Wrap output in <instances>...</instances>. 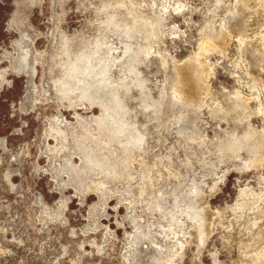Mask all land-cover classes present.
Returning <instances> with one entry per match:
<instances>
[{"label":"rangeland","instance_id":"374dc122","mask_svg":"<svg viewBox=\"0 0 264 264\" xmlns=\"http://www.w3.org/2000/svg\"><path fill=\"white\" fill-rule=\"evenodd\" d=\"M178 1L185 6L176 11ZM117 2L119 6L114 7ZM149 2L160 10L144 11L131 0H0V70H10L7 82L0 86V264H124L125 257L131 258L125 250L132 214H150L148 202L168 201L196 176H202L198 203L205 207L206 232L202 241L196 223L188 220L191 233L180 236L185 244L175 264L264 261V0ZM165 5L170 12L166 22L177 26L176 32L165 37L134 32L130 39L143 47L134 65L146 80L143 91L133 80L135 73L111 72L118 84L122 79L129 86L125 97L130 116L147 131L144 148L133 157L125 155L115 140L110 151L96 148L93 138L82 135V117L101 116L105 125H111L105 113L98 105L68 106L52 93V77H59L63 70L56 60L66 55L61 42L69 39L71 56L80 54L85 44L95 48L99 24L109 12H117L124 24L140 11L156 18ZM227 29L232 30V38L224 52L205 54L212 71L200 111L187 117L179 112V104L169 103L172 97L167 95L160 119L152 120L150 111L141 107L140 97L160 98L170 81L171 60L164 67L161 52L184 61L198 51L204 34ZM106 32L100 38L120 47L118 62L124 56L120 40L126 38ZM29 42L41 61L36 63L34 82L21 69L25 65L21 55L32 46ZM34 97L40 103H34ZM242 97H246L244 104ZM174 116L192 129L195 126L194 139L177 133L176 120L166 123ZM56 124L67 132L57 141L47 134ZM237 138L243 147L236 145ZM78 141L88 150L94 145L98 155L114 157L117 152L123 156L121 176L105 179V174L88 164L87 149H80ZM68 157L82 169L74 180L68 179ZM101 181L109 183L99 186Z\"/></svg>","mask_w":264,"mask_h":264},{"label":"bare ground","instance_id":"6f19581e","mask_svg":"<svg viewBox=\"0 0 264 264\" xmlns=\"http://www.w3.org/2000/svg\"><path fill=\"white\" fill-rule=\"evenodd\" d=\"M131 2L133 6H138L144 11L146 8H150L153 10V12L159 9H156L155 2L151 4L149 0H131ZM119 4L120 3L117 2L114 7L119 6ZM184 6L185 4L183 1H178L174 6V9L176 10ZM104 8L107 9L108 4H105ZM132 8L131 10L135 9ZM140 12H138V16L132 17L131 23L123 22L124 24H121L122 22L118 20L120 17H117V12H109L105 19H102V21L100 20L103 26L101 28V24H99L101 29L99 28L98 30L99 37L96 39L97 45L93 46L95 48H89L85 44V47H83V50L80 54L71 56L69 39L64 38L61 42V48L65 51L66 55L65 57L61 55L58 60H56L57 65L60 64L63 67L62 75L56 78L52 77V85L55 87V89L52 90V93L55 94L56 99L65 101L68 103V106L74 105L78 106V108L79 106L98 105L100 110L105 113L106 119L110 123L112 122L111 125H105L104 117L88 116L85 118L76 112L78 117L83 118L82 135H84L87 139L93 138L96 148H106L109 151L111 150L109 146L111 145L110 143L115 140L122 148L123 153L130 157L134 156L135 151L143 150L145 145L144 143L147 140V131L139 126L140 123L137 119H132L131 117L133 116H130L131 108L129 107L125 97L129 88L128 84L122 79L120 81L121 83L118 84L116 80H113L115 77L112 78L113 75L111 76V72H113V69H119L120 72H127L128 74L135 73L133 80L137 82L136 85L140 91H143V88L145 87L144 81L146 80L143 79V76H141V70L137 72L135 69L136 67L134 66L135 63L139 61V56L143 51V47L140 43L134 44L131 42L130 39L135 36L134 32L142 33V31H144L146 32V37L162 36V34L163 37H165L164 35H166L167 32L170 35L171 33L173 34V32L178 30L177 26H172L166 22L167 18L169 17L167 15V5L164 6L163 11L161 10L157 12L158 17L156 16V18L153 17V15L148 16L151 13L146 15V13ZM115 13H117V16ZM168 14H170V12ZM230 29H227L228 31H220L217 34H204L198 43V51L196 50L197 52H195L194 55L189 56L184 61L177 60L175 56H171L167 51H160L161 62L164 67L168 66V63L171 60V70L167 75V78H170V81H168L167 84L169 86H167L166 83L164 84L165 86L163 92L158 99H154L153 97L147 98L145 96L140 97L141 107L144 110L150 111L149 117L152 120L160 119L162 104L165 102L167 95L170 98L172 97L169 103L179 104V112L183 115H186L187 117H189L191 112L198 113L200 111V108H202L201 106L205 104V97L209 93V84L207 79L212 71L210 67L211 63L209 64L205 54L212 50L224 52L230 42V38H232V30ZM107 30H112L114 33L119 32L118 34L121 35V38L122 36L126 38L125 41L120 40L124 56L122 57V60L118 62L116 60L119 57L116 53L119 52L120 47H118V45L115 43H108L107 40L102 41L100 38L102 35L103 38L106 37H104V35L107 33ZM159 33L162 34L158 35ZM21 41H24L23 38ZM30 43L31 42H29V44ZM31 44V47L26 50L24 49L25 52L21 50L24 52L21 55V59L25 62V65H22L23 67L21 69L24 70V73L29 75L30 82H34V75H36L37 71L39 70L36 65L39 59L36 56L37 48L35 47L34 43ZM90 44L93 43L90 41ZM146 53L149 52L146 51ZM44 56L45 55H41L40 59L43 60ZM18 66L16 67L18 68ZM9 71L10 70L8 69L0 70V86L1 84L5 83V81L7 82V74ZM144 78L146 77L144 76ZM167 78H165V80ZM35 85H37V83ZM122 87L123 90L125 89L126 91L121 92L120 88ZM143 93L144 92H142V94ZM236 95L240 96L241 94L239 91H237ZM241 99L244 104L246 102V97H242ZM38 101H36L34 97L33 102L37 103ZM169 108L172 109V105ZM148 119L149 118L147 116V120ZM173 120H176L179 124L176 129L178 134L185 135L188 139H194L195 131L193 129L195 126L192 129L191 125H187V123L183 124L182 120L178 116L168 118L166 123H171ZM58 121L61 122L62 120L58 118ZM66 125L68 128L72 129L70 123L66 122ZM80 125L81 124L78 126ZM62 126H60V124H56V126L51 125L48 129L49 133L47 134L52 135L56 141L59 137L63 138L64 136L65 138L67 132L65 128H62ZM75 127L76 126H74V128ZM166 128L167 127H165V129ZM109 131H112L113 133L110 134ZM45 138H47V136H45ZM62 138L61 140H63ZM235 142L236 145L243 147V144H241V140L239 138L235 139ZM77 146H79L80 149H87V147L79 141ZM95 147L94 145L93 147L91 145L89 150L87 149L84 153V158H86L88 164L93 167V169L96 168L98 173H101V175L102 173L105 174V179H108V177L117 178L121 176L120 167L122 166L123 156L117 152L114 154V157H109L108 153H102L101 155H98L95 153ZM258 159L259 158H257L256 161H258ZM65 167L70 170L68 178L69 180H74L75 177L82 173V169L79 167V165L75 164L69 157L67 158ZM201 178L202 176H196L193 178L191 183L187 184L186 187L184 186L183 190H181L177 195L170 197L168 201L166 200V202H159L156 200L154 201V204H150V202H148L147 207L151 210L150 214H135L136 212L134 213L135 215L132 214L133 218L131 217L132 219L130 220L132 231H126V238L129 245L125 250L127 252H131V258L125 257L123 262L124 264H175V258L178 254L182 255V249H184L185 244L184 241L180 239V236H185L186 234L191 233V225H189L188 220L196 223L195 228L199 232L200 239L202 241L204 240L203 236L206 232L204 220L207 218V215L204 214L205 207L202 202L198 203L200 201L198 196H200L202 191L200 189L201 187H199ZM107 183L109 182L101 181L98 185L104 186L107 185ZM61 189L63 190L64 187L62 186ZM143 191L144 190L142 189L140 193ZM133 245H135L134 251L133 249L131 250ZM260 264H264V261H261Z\"/></svg>","mask_w":264,"mask_h":264}]
</instances>
